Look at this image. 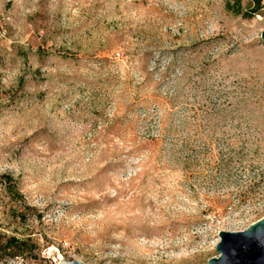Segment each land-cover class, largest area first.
Here are the masks:
<instances>
[{
  "label": "rangeland",
  "instance_id": "obj_1",
  "mask_svg": "<svg viewBox=\"0 0 264 264\" xmlns=\"http://www.w3.org/2000/svg\"><path fill=\"white\" fill-rule=\"evenodd\" d=\"M263 30L264 0H0V264H206L261 218Z\"/></svg>",
  "mask_w": 264,
  "mask_h": 264
},
{
  "label": "water",
  "instance_id": "obj_2",
  "mask_svg": "<svg viewBox=\"0 0 264 264\" xmlns=\"http://www.w3.org/2000/svg\"><path fill=\"white\" fill-rule=\"evenodd\" d=\"M261 39L264 41V30ZM218 236L217 255L206 264H264V215L242 230H220ZM60 264L87 263L67 256Z\"/></svg>",
  "mask_w": 264,
  "mask_h": 264
},
{
  "label": "trees",
  "instance_id": "obj_3",
  "mask_svg": "<svg viewBox=\"0 0 264 264\" xmlns=\"http://www.w3.org/2000/svg\"><path fill=\"white\" fill-rule=\"evenodd\" d=\"M6 176H7L6 178H8V181L11 180L10 179L11 177H9V175H6ZM7 184L9 185L10 183H7ZM25 244L26 243L22 239L15 237V236H11V237H8L7 240L1 245L0 251L6 252V254H12V255L18 256L19 254L24 252ZM35 247H36V244L33 243L31 245V249H34Z\"/></svg>",
  "mask_w": 264,
  "mask_h": 264
},
{
  "label": "built area",
  "instance_id": "obj_4",
  "mask_svg": "<svg viewBox=\"0 0 264 264\" xmlns=\"http://www.w3.org/2000/svg\"><path fill=\"white\" fill-rule=\"evenodd\" d=\"M54 262H55V264H59L60 263V259L54 258Z\"/></svg>",
  "mask_w": 264,
  "mask_h": 264
},
{
  "label": "bare ground",
  "instance_id": "obj_5",
  "mask_svg": "<svg viewBox=\"0 0 264 264\" xmlns=\"http://www.w3.org/2000/svg\"><path fill=\"white\" fill-rule=\"evenodd\" d=\"M60 264V263H59Z\"/></svg>",
  "mask_w": 264,
  "mask_h": 264
}]
</instances>
